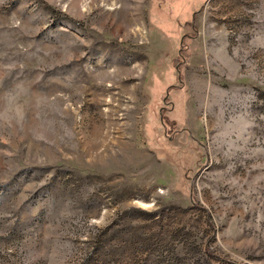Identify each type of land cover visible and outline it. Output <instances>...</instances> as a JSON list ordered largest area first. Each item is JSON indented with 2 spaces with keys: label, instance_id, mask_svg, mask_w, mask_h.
<instances>
[{
  "label": "rangeland",
  "instance_id": "1",
  "mask_svg": "<svg viewBox=\"0 0 264 264\" xmlns=\"http://www.w3.org/2000/svg\"><path fill=\"white\" fill-rule=\"evenodd\" d=\"M0 264H264V0H0Z\"/></svg>",
  "mask_w": 264,
  "mask_h": 264
}]
</instances>
